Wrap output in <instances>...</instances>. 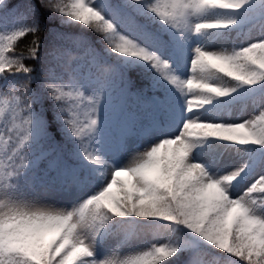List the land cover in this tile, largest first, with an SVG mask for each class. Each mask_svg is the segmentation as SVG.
<instances>
[{"label": "snow or ice", "instance_id": "6c2138e0", "mask_svg": "<svg viewBox=\"0 0 264 264\" xmlns=\"http://www.w3.org/2000/svg\"><path fill=\"white\" fill-rule=\"evenodd\" d=\"M0 264H264V0H0Z\"/></svg>", "mask_w": 264, "mask_h": 264}, {"label": "rangeland", "instance_id": "374dc122", "mask_svg": "<svg viewBox=\"0 0 264 264\" xmlns=\"http://www.w3.org/2000/svg\"><path fill=\"white\" fill-rule=\"evenodd\" d=\"M73 25V24H70ZM259 27V22H255L253 24H250L247 26V28L244 30V33L246 35H242L241 37H232L228 41L224 42H217L215 45L216 47L223 46V47H231L233 42L239 44L241 42L247 43L250 39H254L256 36L260 34V32L257 30ZM99 47V46H97ZM81 55H85L84 53H81ZM134 78V77H133ZM136 78V77H135ZM137 80V78H136ZM140 81L143 82L142 89L146 92L153 93L149 87L146 86V81L143 80V78H140ZM118 85V83H117ZM138 88H135V90ZM146 95V94H145ZM259 103V100H257V104ZM257 108L253 106L251 102H246L243 104H239L235 106V108L232 110L231 115H226L225 119H239L242 120L246 117H249L253 114L254 111H256ZM146 138L139 137L140 141H145ZM37 193L40 195V198L47 202V203H56L60 206H66L67 202L69 200V197L66 196L63 193L60 192H45V189L41 186H37L35 188ZM167 239V234L163 230H148L145 234H143L139 239H130L125 244L122 245L124 251L126 253L131 252L139 247L142 246L144 241L148 242H159L162 240ZM117 243V237L110 238L106 244H105V252L104 255H107L108 249L111 247H114ZM183 259H186L184 256Z\"/></svg>", "mask_w": 264, "mask_h": 264}, {"label": "trees", "instance_id": "16d2710c", "mask_svg": "<svg viewBox=\"0 0 264 264\" xmlns=\"http://www.w3.org/2000/svg\"><path fill=\"white\" fill-rule=\"evenodd\" d=\"M23 2H24V0H3V3L5 5H10V6H19ZM51 30L52 31H56L57 29H51ZM59 31H61V32H63L65 34V36L67 37V40H65L64 42L66 44H69V45H71L73 40H77V39H82V38H88L90 40L94 39V36L91 33H82L80 28L75 26V25L63 24V25L60 26ZM132 102H133V95H129L126 98V100L124 101L125 110L129 106L133 107ZM132 107H129L128 110L131 109V111H133ZM135 111L136 112H133L134 113L133 117L136 118V119H140L141 111L138 109V107H135ZM185 257L193 258L195 261H199V260L210 261V260L213 259V257H211V256H209L207 254H192V255L186 254Z\"/></svg>", "mask_w": 264, "mask_h": 264}, {"label": "bare ground", "instance_id": "6f19581e", "mask_svg": "<svg viewBox=\"0 0 264 264\" xmlns=\"http://www.w3.org/2000/svg\"><path fill=\"white\" fill-rule=\"evenodd\" d=\"M248 117L244 118V119H247Z\"/></svg>", "mask_w": 264, "mask_h": 264}]
</instances>
